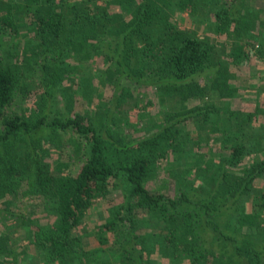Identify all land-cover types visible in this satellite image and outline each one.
Returning <instances> with one entry per match:
<instances>
[{
    "label": "trees",
    "instance_id": "1",
    "mask_svg": "<svg viewBox=\"0 0 264 264\" xmlns=\"http://www.w3.org/2000/svg\"><path fill=\"white\" fill-rule=\"evenodd\" d=\"M250 7L249 0H0V195H8L1 218L14 219L44 264H264V98L254 109L235 104L248 86L239 67L256 46L264 54V23L256 34L245 23L256 17ZM187 19L197 30L182 27ZM94 80L100 94L113 90V108L104 103L105 115L95 117L74 109ZM30 99L39 115L28 114ZM124 105L138 112L146 137L120 136ZM61 137L80 152L57 171L36 144L46 140L69 156ZM170 153L186 159L173 174L174 196L148 187L157 160ZM118 190L123 203L93 229L99 247L90 249L78 229ZM17 242L0 233V264L17 261Z\"/></svg>",
    "mask_w": 264,
    "mask_h": 264
},
{
    "label": "rangeland",
    "instance_id": "2",
    "mask_svg": "<svg viewBox=\"0 0 264 264\" xmlns=\"http://www.w3.org/2000/svg\"><path fill=\"white\" fill-rule=\"evenodd\" d=\"M249 5L256 10V12H255L256 17H254V15H252V17H249L248 20L245 21V23L247 25H249L250 28H253L252 30H250V33L252 31V34H256L258 31V29H257L258 24L264 23V6H263L264 0H249ZM261 6L263 7L262 10L259 9ZM251 10L253 12V9H251ZM204 13H208V12L204 11ZM207 16H208V14L203 15V17L205 19L207 18ZM209 17H210V15H209ZM209 20H210V18L207 21H209ZM180 24L182 25V27L189 28L192 30H197V28H195L194 24L191 23L190 19H187L186 22L180 23ZM243 25H244V23L242 24V26ZM205 27H204V29H205ZM208 27H209V25H208ZM242 32H244V31L242 30ZM200 33H202V31H200ZM225 39L226 38H224V37H222V39H221V37H219V40H221V42L223 41L222 42L223 46L226 45L225 41H224ZM22 46H21V49H22ZM258 49H259V47L256 46L254 49V52H257ZM16 60H18V59H16ZM101 65H103V64H101ZM101 68H104V67H101ZM98 83L99 82L97 80H94L93 92L90 93L87 91V93H88L87 98H80L78 100H75L74 109L77 112L78 111L83 112V113L89 112L95 117V115L98 116V114L101 113L99 111V107H101V105H104V103H108L110 106V104L112 103L111 100H112V94H113V90H112L111 86H107L102 91L103 93L100 94V90L98 88ZM122 84L125 85L126 87H129L132 89H139L138 91L140 92L141 96H143V94L145 92L152 93L154 95L151 87L145 88V87H142V86H140L134 82L127 80V79H123ZM152 98L154 99V101H156V97L155 98L152 97ZM247 98H248L247 96H240V97L236 98L235 104L237 105V107H245L246 109L253 107L254 104L251 103L252 100L250 101ZM210 100L212 101L213 99H210ZM214 100H215V98H214ZM52 102H55L54 103L55 106L53 105V107H58L59 110H61L62 112L65 111L64 104H61L60 98H55V99L53 98ZM57 104H59V105L57 106ZM197 104H199V103L198 102L189 103L190 106H194ZM23 105H25V104H23ZM23 107H25V106H23ZM124 107H125V109L123 108V110L122 109L120 110L122 112H121V114H119V117L120 118L122 117L123 119H125L127 121L126 122L123 121L121 123V125L119 126V128L121 129V130H118V132L120 133V136L123 137L125 135L124 133H126L127 137H129L131 139H140V138L146 137L147 131H146V129L142 128L141 123H140L139 127L136 126V123L138 122V116H139L138 112L136 110L133 111L131 106L128 107V105H124ZM26 108H27L29 115H31V114L39 115L41 113L39 107L35 104L34 99H30L28 102H26ZM110 108L112 109L113 107L110 106ZM14 109L15 108L13 107V109L11 111L12 112L15 111ZM157 109L155 107L150 109L151 112L154 114V116L151 117V119L157 118V115H158V114H156L158 112ZM101 114L105 115L104 113H101ZM116 130H117V128H116ZM18 140L16 141V144H18V146L25 145L26 141L24 139L18 138ZM61 141H64L63 142V144H65L64 146L67 145V149L71 150L70 154H69L70 157L67 155L68 153H66V152H64L63 154H60L58 149L55 148L54 145H49V143H47L46 140L43 141V139H42V140L38 141L36 144L37 145V151L40 153V155L48 157L49 162L52 164V167L54 168V170H57V171H58V169H63V171L66 170L67 159H71V161L76 160L79 157V156L77 157V155L80 152L79 151L76 154V150L78 149L77 148L78 146L75 145V142H73L71 140L68 142V141L64 140V137L63 138L61 137ZM211 147H214V146H211ZM10 149H11V151H15L16 147L11 146ZM206 150L207 149L205 148L204 151H206ZM65 151H66V149H65ZM15 155H16V153H15ZM67 157H69V158H67ZM185 160H186L185 158H181V156L177 157V156L173 155V153H170L167 156L158 159L156 162L155 169L153 168V170H152V177L148 180L149 189L151 191H154V192H162V193L169 194L170 196H174L175 192H176V188H177V179L178 178L174 177L173 174H174V172H177V171H175L177 168H178V172L182 173V170L179 168L183 169L184 164H186V162H184ZM251 160H252V157L248 158L247 163L251 162ZM190 165H191V163H190ZM194 167H195L194 165L191 166L192 169ZM195 173H196V170H193V172L191 174L189 173L185 176L183 175V177L185 178V180H189V179L193 180ZM192 174H193V176H192ZM262 182H259L258 184L261 185ZM196 183H198V185L200 184V182H196ZM120 190L116 191L114 194H112L110 197H107V199H105V200H103V199L99 200L96 203V205L94 206V208L91 210L89 215H87L86 218L83 220L82 225L79 227L78 234L79 235H85L84 240H85L86 246H88V248L96 249L97 247H99L98 241L93 234L94 233L93 229L95 227H97L98 225L103 224L104 221L109 217V214H110L109 209L110 208H112L114 205H119V204L123 203V196H122V193L120 192ZM4 193L0 195V219H1L0 220L1 221L0 222V233H3L4 231H6V232L9 231L12 233L13 239L15 238L18 241L17 245L15 246L16 250L15 249L14 250L16 251V253L18 255L20 254L18 256L17 261H14V263H12V264H44L41 261L40 257L37 255V252L30 245L31 244L30 237L28 236L29 237L28 238L27 236H24V232L22 230L16 229V224H15L14 219L11 218L10 216H9L10 218H7L5 220H3L1 218L2 216L5 215L2 205H4L5 200L8 198V195L5 196ZM6 216H8V215H6ZM33 218L36 219L38 217L34 216ZM8 227L10 228L9 230L6 229ZM234 227L237 228L236 225ZM22 252H24V253H22Z\"/></svg>",
    "mask_w": 264,
    "mask_h": 264
},
{
    "label": "crops",
    "instance_id": "3",
    "mask_svg": "<svg viewBox=\"0 0 264 264\" xmlns=\"http://www.w3.org/2000/svg\"><path fill=\"white\" fill-rule=\"evenodd\" d=\"M264 6V5H263ZM262 6L259 8L262 10ZM260 24V23H259ZM259 55L255 52V57L251 61L246 62L244 66H240L238 74L242 77H246L247 83L246 88L243 89V96H247V99L252 100L251 103L254 104L255 98L263 97L264 98V54L259 58ZM241 72H243L241 74ZM249 103V102H248ZM254 106V105H253ZM249 109H254L251 107Z\"/></svg>",
    "mask_w": 264,
    "mask_h": 264
}]
</instances>
